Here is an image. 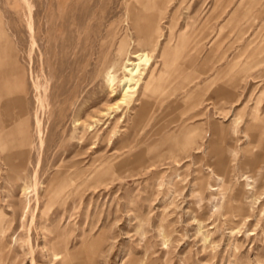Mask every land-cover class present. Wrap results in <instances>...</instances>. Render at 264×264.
<instances>
[{
    "label": "rangeland",
    "instance_id": "374dc122",
    "mask_svg": "<svg viewBox=\"0 0 264 264\" xmlns=\"http://www.w3.org/2000/svg\"><path fill=\"white\" fill-rule=\"evenodd\" d=\"M27 1L32 32L24 1L0 0V69L11 82V97L22 100L32 145L28 161L15 160L24 169L23 181L8 173L0 155V264H58L53 249L67 250L73 264H264V159L259 179L250 167L264 155V142L247 135L258 123L253 114L264 129V0H162L151 4V13L137 14L153 16L161 30L158 48L146 47L154 80L145 91L150 70L142 78L143 108L135 101L110 116L107 108L120 93L115 85L111 96L106 73L120 79L126 58L140 49L129 12L136 3ZM30 72L41 85L43 110ZM137 110L141 118H134ZM5 113L0 108V125L14 133L19 104ZM147 113L152 120L145 126ZM88 125L93 128L80 148ZM93 133L97 138L89 139ZM181 140L188 142L182 146ZM220 159L230 165L226 186L212 172ZM74 163L77 171L91 165L99 170L46 203L43 190L53 174ZM35 173L39 210L31 192ZM199 178L220 189L205 211L207 200L200 199L207 192L198 191ZM23 187L29 188L25 194ZM240 187L251 221L218 219L216 209ZM195 217L204 220L210 244L196 234Z\"/></svg>",
    "mask_w": 264,
    "mask_h": 264
},
{
    "label": "bare ground",
    "instance_id": "6f19581e",
    "mask_svg": "<svg viewBox=\"0 0 264 264\" xmlns=\"http://www.w3.org/2000/svg\"><path fill=\"white\" fill-rule=\"evenodd\" d=\"M23 1L26 4L27 11H28V15H29L28 28H29L30 32H32V28H33V24H32V20H33L32 19V7L30 6V4L28 3L27 0H23ZM132 1L135 2L136 5L131 6V8L129 9V12H130V21L132 23V28H133L132 30H134L135 33H136V35H137L136 41H137V44H138V46H139L140 49H138V50H136L134 52H131V53L129 51L130 54L126 58L125 62L122 61L124 63H123V66H121L122 67V77L120 79H116L115 78V76H114L113 73H116V72L109 71L108 73H106L107 74V76H106V84H107V86L110 89L111 96H114L115 93H116V89L114 88L115 85H117V87L119 88V93H120V97L117 99V101L114 104L108 106V108H107V112H106L105 115H109V116H110V111L113 112L115 110H119L121 106L129 107L135 101L138 102V104H140V106H141L140 108H143L144 106H142V103H143V98L144 97H143V95L142 96L138 95V91L140 89L141 81H142V78L145 75V73L150 70V73L149 74H151V75H150V77L148 76L149 78L145 81V84H144L146 90L143 89V91L144 90L147 91L148 87L150 88V86H149V84L151 83L150 80L153 77L152 76V73L153 72H151L152 70L150 69L151 68V63H152V57L149 55V52H146V47H150L153 50H156L158 48V42H159V39L161 37V33H160L161 30L160 29H157V26H155L153 16H150L148 14L149 16H147V17L146 16H143L142 18H139L138 15L139 14L142 15V13H145L146 14L150 10H151L150 11V13H151L152 10L155 9V7H153L151 4H153V3H156L157 4L159 1L161 2L162 0H132ZM126 3H128V2H126ZM155 34L156 35L158 34V35L155 37L154 36ZM134 43H136V42H134ZM121 50H123V47H121ZM161 58L164 59L163 58V55L161 56ZM165 60H168V58L165 59ZM109 70H111V69H109ZM32 74L33 73L30 72L31 84H32V87H33L34 91L36 92V94H38L37 97H36L37 98L36 99L37 100L36 103H38L40 110L41 109L43 110V108H44V102H43L44 96L41 94V91H40L41 85L39 84V82L37 83V80H34ZM9 76H10V78H12L13 73L10 72ZM163 76L165 77V75H163ZM11 80L12 81H16V80L10 79V81ZM164 87H165V85H164ZM151 90H153V89L151 88ZM43 92H44V94H46L45 85H44V88H43ZM12 94H13V89H12V86H11V82H9V78L7 79L4 76V74H2V69H0V108H2V110H3V115L6 114V115L9 116V113H5V112H7L8 108L10 106H13L14 103L19 104V109H20V116L17 119L18 120V123H17L16 129L14 130V133H10V132L9 133H5L3 131L4 130V126L2 124L0 125V155L2 156V160L4 161V164L8 168V173H11L14 176H16L17 177L16 179L23 181L22 174L24 172V169H23L22 166H20V164L23 161H28V154L31 151L32 145H31V142H30V139H29V135H28V130H27L28 122L24 118V114L22 113V107H23V106H21L22 100L21 99H18V98L17 99L16 98H12L11 97ZM157 96H160V95H157ZM5 97L6 98H9V100H11V104L10 105L9 104H6V101H4ZM136 98H137V100H136ZM259 102H260V100L257 101V104H259ZM138 104L136 103L135 105H138ZM138 112H139L138 110L134 112V118H136L138 115L140 117V113L141 112L139 114H138ZM150 115H152V113ZM253 115L254 116H252V119L254 121V124L256 122H258V123H257V126H254V125H252L250 123L252 126L250 128H248V134L247 135H249L251 137V141L252 142H254V143L255 142H257V143H263L264 142V129H263V125L262 124L261 125L259 124V122L262 123V121H260V119H258L257 115H255V114H253ZM153 116H154V114H153ZM126 117H127V115H126ZM142 119H143V117H142ZM119 120L120 119L118 118V119H116L114 121L113 127L108 132V136L114 134L113 133L114 132V129H115L116 125L119 124ZM132 120L133 119H131V121ZM150 120H152V119L149 118V113H147L144 116V119H143L142 122L144 123L145 126H147L149 124ZM0 123H1V118H0ZM35 124H36V128L38 130L39 148L42 149L43 146H44V140H43L42 132H41V120L37 116L35 117ZM92 128H93V126L88 125L85 130L82 129L83 131L81 133V138H80V142H81L80 143L81 144L80 148H83L84 147V143H86V141H88V140H86L85 133L88 132V130H91ZM143 130H145V129H143ZM141 132H142V128H141ZM246 132H247V130H246ZM95 133H93L91 135H88L89 136V139H96L97 136H96ZM18 136L20 137V139L19 140H16L15 137H18ZM188 137H189V135H188ZM187 142L185 140H181L180 141V145L184 146ZM92 145H95V144H92ZM174 147L175 146L170 147V149H173L174 150L175 149ZM251 158H254V157L252 156ZM16 159L18 160V162L20 164H17L16 163V161H15ZM173 159H174V157H173ZM262 159H264V155L263 154H260L258 157L255 158V160L252 159V160H254V162H251V163H253V165L251 164L252 166H250V167H252V172H254V175H255V177L257 179H259V177H260V174H259V171H258V169H259L258 168V163L261 162ZM40 161L41 160H39L38 164H40ZM174 162H177V161H174ZM79 163H74V164H71L69 166H61L60 168H58V170L56 169L57 171L53 174V176L50 179V182L48 183V185L46 187H44V190H43V197H42V199H45L46 203H53V201L55 199L61 197L63 195V192L66 190V188L68 186H74L75 185V181L78 178L86 175L87 173H88V175H90V178L91 177H94L97 174V171L99 170V169L97 170V168H94V165H91L90 166V168H91L90 170L88 168V170H78L77 171L75 169V167ZM229 169H230V165H229L227 159H220L218 165L216 166V170L215 171L214 170L212 171L215 174L217 180H219V182H222L223 185H225V186L230 184L229 179H228L229 178L228 177ZM198 181H200L197 184L198 191L201 192V194H203V192H205V191L207 192L206 197L205 198L204 197H201V199H200L201 201H204L205 199L207 200V202H206V204L204 206V211H205V210H207L208 205L211 204L212 201L214 200V192H220L219 191L220 189H219V186L217 187L216 185L215 186L214 185H210L209 183H205L204 184L202 178H199ZM247 186H249V184ZM78 187L79 186H77V188ZM215 187H217V188H215ZM28 190H29V188H26V187H23L22 188V192L24 194L27 193ZM230 190H231V187L229 188V191ZM31 192H33V194H34V196L36 198L37 210H39L40 209V204H39V201L40 200H39V197L37 195V173L34 174L33 179H32ZM223 192H225V191H223ZM256 193H257V190H255L254 191V194L252 195L253 197H255V201L257 200L256 199V197H257L256 196ZM245 195H246L245 190L243 189V187H240L234 193V195L232 197L227 196L226 199H225L226 200L225 201L226 202V206L224 208H222L221 211L218 210V209H216V213L218 215V219L222 217L226 221H231L233 219H236L238 222H241V223H245L247 221L249 222V220H250L249 217L250 216L248 215L247 212L249 211L250 206H247L246 203H245ZM221 196H223V195H221ZM213 206H214L213 208H216V205H213ZM35 219L36 218L34 216H32V219H30L31 220V222H30V225L31 226L35 223L34 222ZM194 222L197 225V227H196V234L201 237V240H202V242L204 244H210L211 241L209 240V238L211 237V235L209 237V234L210 233L208 234L207 231H204L205 228H207L204 225V220L203 219H200L198 217H195L194 218ZM165 230L166 229L164 227L160 228V232L161 233L162 232L163 233H166ZM167 232H169V231H167ZM232 232H233V230H232ZM164 237H166V236H164ZM169 237H171V236H169ZM28 239H29V237H28ZM169 239H172V238H169ZM214 239H216V238H214ZM214 242H215V240H214ZM51 243L52 242H50V244ZM213 246H215V245H213ZM213 248H216V247H213ZM33 251L34 250L31 247L30 248V253H29L30 256H31V258H32V255L34 254ZM92 253H94V252H92ZM89 255H91V254H89ZM93 255H92V257H93ZM52 256H53L54 259H57V260L59 259V263L58 264H73L70 261V259H69V253H68V251L65 250V249H62V250L53 249L52 250ZM90 259H91V257L89 258V260ZM33 261H34V259L32 260V264H33ZM85 263L87 264V262H85ZM78 264H80V263H78ZM130 264H143V261H139V262L138 261H134V262H131Z\"/></svg>",
    "mask_w": 264,
    "mask_h": 264
}]
</instances>
